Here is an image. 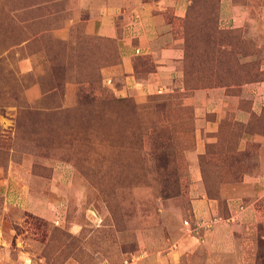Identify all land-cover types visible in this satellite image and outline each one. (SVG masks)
Masks as SVG:
<instances>
[{"label":"rangeland","instance_id":"obj_1","mask_svg":"<svg viewBox=\"0 0 264 264\" xmlns=\"http://www.w3.org/2000/svg\"><path fill=\"white\" fill-rule=\"evenodd\" d=\"M120 1L0 0V264H264V197L235 251L205 231L264 172V23L230 37L220 0L166 11L179 75L140 101L87 29Z\"/></svg>","mask_w":264,"mask_h":264},{"label":"crops","instance_id":"obj_2","mask_svg":"<svg viewBox=\"0 0 264 264\" xmlns=\"http://www.w3.org/2000/svg\"><path fill=\"white\" fill-rule=\"evenodd\" d=\"M190 0H123L106 5L95 19H90L87 29L91 33L116 39L122 72V89L144 100L147 94L171 88L179 75L177 62L183 55V37L167 18L170 10L176 17H184ZM218 24L221 28H241L259 32L264 23V3L254 0H220ZM145 57L149 67L138 63ZM178 82V81H177ZM264 84V81L261 82ZM220 103H224L221 99ZM250 181L252 197L238 208L229 206L228 216L214 218L213 228L205 230L209 243L219 251H235L238 241L235 230L242 219L260 212L254 201L264 197V172L246 177ZM242 194V192H241ZM238 198L242 199L241 195ZM196 214L202 215L207 204L204 198L196 201ZM203 224V223H202ZM223 253V252H221Z\"/></svg>","mask_w":264,"mask_h":264},{"label":"trees","instance_id":"obj_3","mask_svg":"<svg viewBox=\"0 0 264 264\" xmlns=\"http://www.w3.org/2000/svg\"><path fill=\"white\" fill-rule=\"evenodd\" d=\"M240 30H241V28H230V29H227L226 32H227L228 35H229V34H233V35H234V33H239ZM226 32H225V33H226ZM229 36H230V35H229ZM230 37H231V36H230ZM232 38H233V37H232ZM224 42H225V41H224ZM231 43H233V42L229 40V41H226L224 44L231 45ZM228 53H229V54H227V55L233 54L232 52H229V51H228ZM146 60H147V59H146ZM262 80H264V79H262ZM233 135H234V134H233V132H232V133H231V139H232ZM235 138H236V137H235ZM232 144H233V143H232ZM233 153H234V151L232 152V154H233ZM236 153L239 154L238 152L235 151L234 154L236 155Z\"/></svg>","mask_w":264,"mask_h":264}]
</instances>
